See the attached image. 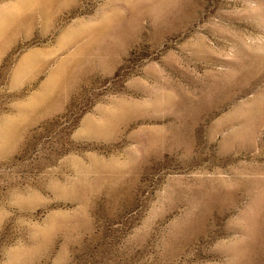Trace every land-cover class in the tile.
<instances>
[{
    "label": "rangeland",
    "instance_id": "obj_1",
    "mask_svg": "<svg viewBox=\"0 0 264 264\" xmlns=\"http://www.w3.org/2000/svg\"><path fill=\"white\" fill-rule=\"evenodd\" d=\"M4 19L0 264H264V0Z\"/></svg>",
    "mask_w": 264,
    "mask_h": 264
},
{
    "label": "bare ground",
    "instance_id": "obj_2",
    "mask_svg": "<svg viewBox=\"0 0 264 264\" xmlns=\"http://www.w3.org/2000/svg\"><path fill=\"white\" fill-rule=\"evenodd\" d=\"M8 20L4 19L0 24V34H2L5 30V27L8 25ZM36 103V102H35ZM12 133V124H9L7 128L5 129V136L8 137V134L10 135ZM9 138V137H8Z\"/></svg>",
    "mask_w": 264,
    "mask_h": 264
}]
</instances>
